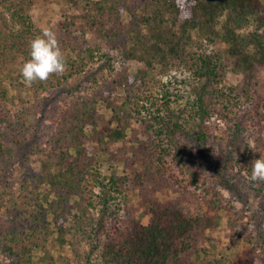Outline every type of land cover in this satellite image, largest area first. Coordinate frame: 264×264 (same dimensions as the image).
<instances>
[{"label": "trees", "instance_id": "1", "mask_svg": "<svg viewBox=\"0 0 264 264\" xmlns=\"http://www.w3.org/2000/svg\"><path fill=\"white\" fill-rule=\"evenodd\" d=\"M44 3L55 16L40 28ZM45 30L66 70L29 84L20 68ZM109 50L122 70L60 117L45 114L46 85ZM226 71L236 85L221 84ZM261 73L263 0H0V264H233L208 248L222 217L253 263L264 254V180L251 179L264 152ZM44 119L55 126L43 147ZM238 164L247 179L231 173Z\"/></svg>", "mask_w": 264, "mask_h": 264}, {"label": "rangeland", "instance_id": "2", "mask_svg": "<svg viewBox=\"0 0 264 264\" xmlns=\"http://www.w3.org/2000/svg\"><path fill=\"white\" fill-rule=\"evenodd\" d=\"M48 5L47 3H44L42 5H36L34 9V14L40 28H44L46 26L51 27V21L55 16L53 13H51L52 12L51 9H53V7L50 6L51 4ZM222 45L223 44L219 43L216 45V47L217 46L222 47ZM214 48H215L214 45H208L206 48V53L207 54L210 53V51L214 50ZM109 54H110L109 60H105L104 57L100 59L95 58L94 61L84 69V72H82L81 75H77L69 78L68 82L62 81L60 84L54 82V84L46 85L47 86L46 92L43 93L42 96H40V100L42 102L41 106L43 107V109H46L45 114L54 115L56 113L55 117H60L65 110H68L72 105H74V103L79 102L81 98H85L86 96L95 94L100 85H105L104 84L105 80L110 78V74H113V71L115 73L121 71L123 67L120 64L119 55L115 51H111V50H109ZM102 64L103 66H101ZM110 67L111 69H113V71H108L110 70L109 69ZM125 67L130 72H134L139 67V64H137L136 62L135 63L129 62L125 65ZM92 75H95L97 80L96 82L90 80L88 81V78L90 79ZM261 76L264 80V73H261ZM162 81H165V79H162ZM188 81L191 82V79H188ZM220 81L221 84L226 86L236 85L239 82V77L232 74L231 72L226 71L224 76L220 79ZM216 82L220 83L218 80ZM78 83H80V87H78ZM192 86L194 85L192 84L190 87ZM183 89L185 91L184 93L186 97L188 98L193 97V94L196 93L194 89H190V88H183ZM192 91H194V93H192ZM27 98L31 101L32 96L30 93L28 94ZM36 103L40 104L37 101ZM262 107L264 108V103ZM16 110L17 109L15 108V111ZM41 121H42L41 122L42 126L40 129H41V135L43 137L42 145L44 147L45 146L44 144H46L47 139L52 133V129L53 126H55V123L51 122L49 119L48 120L44 119ZM212 121H214L215 123L217 122L216 125H211L213 136L218 137L220 135H223L222 131L226 129V126L223 124V122L217 119V116L212 117L209 124H212ZM211 152H217V150H215L214 148ZM261 157H264V152L261 154ZM240 168L242 169V165L238 164L237 166L234 167V171L232 172L230 171V172L233 175H237L240 173L242 174L243 177L245 176L246 178V172L239 171ZM164 191L165 189H162L160 195L164 194L165 193ZM222 192L225 195V197L231 200L232 205L234 207H236L237 209L242 208V204L238 200V198L231 197L230 194L225 190H223ZM248 201L253 204L254 202H256L255 198L252 195L248 197ZM220 222H221V228L218 229L219 232L217 233V235H219V238H216L217 240L215 242L216 248L215 247L213 248L212 246H208L209 250L212 251L211 253L217 254V252L220 250L223 254H225L228 257L229 260L233 262V264H264V254L262 253L259 254V256H257L256 260L253 263H251L246 257H244L242 254L241 244L231 243L226 236V230L224 227L226 222L225 217H222ZM212 235L217 236L216 233H212L211 236ZM62 254L70 257L72 256V252L70 250H65L63 251ZM217 257H219V255ZM224 263L225 264L227 263L226 260L224 261Z\"/></svg>", "mask_w": 264, "mask_h": 264}, {"label": "clouds", "instance_id": "3", "mask_svg": "<svg viewBox=\"0 0 264 264\" xmlns=\"http://www.w3.org/2000/svg\"><path fill=\"white\" fill-rule=\"evenodd\" d=\"M64 57L57 34L53 30H45L36 35L30 42V59L20 68L26 83L46 80L50 74H61L66 70ZM251 179L264 180V157L254 159L251 163Z\"/></svg>", "mask_w": 264, "mask_h": 264}]
</instances>
